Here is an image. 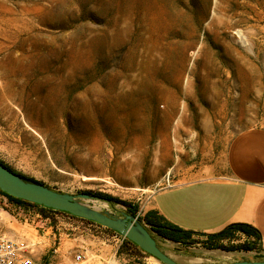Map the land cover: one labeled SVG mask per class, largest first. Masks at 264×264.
<instances>
[{
  "label": "rangeland",
  "instance_id": "374dc122",
  "mask_svg": "<svg viewBox=\"0 0 264 264\" xmlns=\"http://www.w3.org/2000/svg\"><path fill=\"white\" fill-rule=\"evenodd\" d=\"M260 126L264 0H0V160L18 173L109 194L145 224L154 194L225 176L231 139ZM223 230L185 243L150 231L183 264L264 259ZM0 235L33 242L42 264H73L77 251L87 264L157 260L102 225L1 193Z\"/></svg>",
  "mask_w": 264,
  "mask_h": 264
},
{
  "label": "crops",
  "instance_id": "0c3cea01",
  "mask_svg": "<svg viewBox=\"0 0 264 264\" xmlns=\"http://www.w3.org/2000/svg\"><path fill=\"white\" fill-rule=\"evenodd\" d=\"M226 164L228 173L223 177L192 180L157 192L151 209L194 234L215 233L234 223L252 225L260 233L257 253L264 255V127L237 133L229 143Z\"/></svg>",
  "mask_w": 264,
  "mask_h": 264
},
{
  "label": "water",
  "instance_id": "95a60500",
  "mask_svg": "<svg viewBox=\"0 0 264 264\" xmlns=\"http://www.w3.org/2000/svg\"><path fill=\"white\" fill-rule=\"evenodd\" d=\"M0 189L16 198L67 212L117 231L164 264H183L161 249L150 229L137 216L125 211L121 215H115L87 204L88 199H100L94 194L82 192L75 195L55 190L42 182L26 180L20 173L3 164H0ZM223 264H264V259L237 260Z\"/></svg>",
  "mask_w": 264,
  "mask_h": 264
},
{
  "label": "trees",
  "instance_id": "16d2710c",
  "mask_svg": "<svg viewBox=\"0 0 264 264\" xmlns=\"http://www.w3.org/2000/svg\"><path fill=\"white\" fill-rule=\"evenodd\" d=\"M0 164H3L7 168L13 170L11 167L6 165L1 160H0ZM21 175L26 180L34 181V182H40V181H37L35 179L29 178V177L25 176L24 174H21ZM0 193L5 195V196H7L10 200H12V201H14L16 203L41 207L43 210H50V211H54V212H61V213L69 214L67 212L58 211V210H55V209H52V208H48V207H45L43 205L32 203V202H29V201L24 200V199L16 198V197H14L12 195H9L8 193L4 192L1 189H0ZM88 193L91 194V195L94 194V195L98 196L100 199H103V200L108 201V202L124 203V204L128 205L129 212H131L132 214H135L137 212V207L136 206H132L130 203L120 201L118 198H115V197H113V196H111L109 194H105V193H102V192H90V191H88ZM69 215H71V214H69ZM71 216L75 217V218H79V217H76V216H73V215H71ZM80 219L89 221L91 223H96L94 221L87 220V219H84V218H80ZM143 221L150 228L151 231L155 232L157 235H159V236H161V237H163L165 239H169V240H172L174 242L185 243L192 236V232L184 230V229H182V228H180L178 226H175V225L171 224L163 216H158L157 217V212L153 211V210L152 211H148L145 214ZM109 230L110 231H114V230H111V229H109ZM220 233H223L222 235L226 236V237H234L235 234H237V233H242V234H245V235L250 236V237L253 236V237H255L254 241L256 243H257V240L260 238V233L258 232V230L256 228H254L252 225H249V224H246V223H234V224H231L228 227H226ZM214 235H217V234H214ZM124 245H126V246H128L130 248H133L135 250H138V251H140L142 253L145 252L137 244H135L133 241L129 240L128 238L125 239ZM219 247H221V246H216L214 248H219ZM244 247H246V249L248 251L253 250V247L250 244H248L246 246H241V248H244ZM241 248H230V250L241 249Z\"/></svg>",
  "mask_w": 264,
  "mask_h": 264
},
{
  "label": "built area",
  "instance_id": "2783aa9c",
  "mask_svg": "<svg viewBox=\"0 0 264 264\" xmlns=\"http://www.w3.org/2000/svg\"><path fill=\"white\" fill-rule=\"evenodd\" d=\"M138 218V216H137ZM113 237L123 244L126 236L117 231H112ZM34 243L28 239L13 238L0 235V264H42L32 257ZM88 255L86 251H77L73 258V264H87ZM108 264H133L129 262L109 261ZM150 264V263H142ZM151 264H164L158 260Z\"/></svg>",
  "mask_w": 264,
  "mask_h": 264
},
{
  "label": "bare ground",
  "instance_id": "6f19581e",
  "mask_svg": "<svg viewBox=\"0 0 264 264\" xmlns=\"http://www.w3.org/2000/svg\"><path fill=\"white\" fill-rule=\"evenodd\" d=\"M8 112H10L11 115L13 114L11 110L8 111ZM13 117L16 118L15 115H13ZM28 127L34 131V129H33L31 126L28 125ZM6 139H8V136L5 135V140H6ZM22 156H23V158H25V159H29V160L32 159V158H31V155H25V154H22ZM87 178H88V179H91V180H94V179H95V177H89V176H88Z\"/></svg>",
  "mask_w": 264,
  "mask_h": 264
}]
</instances>
